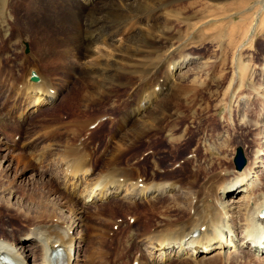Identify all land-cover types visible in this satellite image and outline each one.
Listing matches in <instances>:
<instances>
[{
    "label": "bare ground",
    "instance_id": "bare-ground-1",
    "mask_svg": "<svg viewBox=\"0 0 264 264\" xmlns=\"http://www.w3.org/2000/svg\"><path fill=\"white\" fill-rule=\"evenodd\" d=\"M219 2L221 1L188 0L186 5L182 7L186 6L189 8V6H192L193 8V5H198L200 8L212 11L217 9V7H221L217 5ZM17 3L19 4L12 10L13 13H16V20L10 23L11 26H14V31L8 36L2 33L0 41L5 42L8 49L9 47L11 48L10 45L12 43L19 44L27 41L30 44V51L25 56V60L20 67L25 73L21 76V78L25 76L24 81L17 82L15 90L0 81V104L4 105L3 107H6V105L12 107L10 111L6 112L5 117L15 118L20 121V125H17L18 129L14 133V137L17 135L19 141L13 143L12 140L14 139H12L9 142H4V136L1 137V135H4V130L7 126L4 123L6 122L7 124L10 121L7 120V122L4 116L0 117V141H3L5 147L11 149L12 152H9V154H14L12 159L0 153L2 157L0 168L9 171L14 162L28 165L30 163L29 156L30 158L31 156L34 158L37 156L39 160H46V164L49 165L52 174L56 176L53 180L61 179L59 187L61 186L64 190L66 188L69 193L58 194L62 202H59L58 199L54 203L49 202L51 205L48 203L49 196L46 197L42 205L39 202L41 207L33 209L32 214V202L29 201L30 203L28 204H22L23 207L21 205L15 207L14 202L9 201L10 198L17 199L14 190H0V206L4 208L3 210L8 215L12 216L10 211L14 210V214L21 213L22 217L31 214L30 225L33 227L27 232L34 237L29 255L25 253L24 246L14 241L10 235L4 238L5 240H0V264H73V252L78 253L79 243L86 234L84 221L87 218V207L82 205L84 199L80 200L78 198L83 195L84 198L89 197L93 201L103 200V198H107V191L113 189L117 192L120 186L124 184L126 191L129 190L130 193H133L132 197L115 201L126 206L127 210H131L138 205H142L135 199L140 197L139 194H145L148 189V193L153 191L150 190L151 188L159 190L160 187L161 189H166L169 186L165 184V179L156 176L152 168L148 170L144 167L142 169L137 164L136 168L128 169L126 166L119 167L118 163L122 160L123 153L134 143L139 142L142 136H148L151 129L155 131V127L158 125L159 128L162 121L168 122L172 120L173 113H178L175 100L178 93L184 91L185 87L177 78H171L170 67L176 65L177 68H182L189 62L191 54L182 51L186 45L184 41L187 37L174 46L173 44L181 39V31L174 29L172 24L167 21L166 23L159 21L158 15L161 13L159 9L161 10L166 5L160 4L162 2H158V6H155L156 2L154 0H19ZM246 3L245 0H239L236 8L242 10L245 8ZM26 6L30 7L29 10L26 9ZM9 7H13L12 4ZM255 7L264 9V0H254L252 4L247 6V8L251 9ZM31 8L34 11L38 10V13L33 16L25 14L26 12H31ZM223 8V13L229 9L228 6ZM243 18H246L245 14L242 16ZM210 22L212 20L206 23ZM261 22H264V16ZM226 24L232 23L228 21ZM186 26L191 27V24L187 22ZM193 29L191 30L193 31ZM172 45L174 48L170 50V47H173ZM174 50L178 52V57H175V60L171 58ZM31 51L32 54H30ZM2 52L7 53L5 51ZM3 53L0 56L4 55ZM34 55L37 60H34ZM152 56L157 57V60L152 58L154 59L153 61L148 58ZM167 65L169 70L162 78V83H160L159 77H163L161 73L164 72L166 68L164 70L163 68L167 67ZM117 70L128 74L129 77H126L128 85L133 87V91H135V94L133 92L134 97H130L128 100L127 109L120 114V128L125 126L123 124H129L130 122L131 127L130 125L128 126L130 128L127 133L120 130L116 134L114 148L111 150L105 149L106 154H104L101 161H91L92 152L88 148L89 145H87V136L83 134L87 130L86 128L102 115H99L98 119L95 118L96 120L87 119L84 121L83 127L81 126L83 128L82 132L78 128L80 126L79 123L74 121L72 127L70 126V131H72L73 135H79L78 141L74 145L65 146L62 153L54 145L52 146L53 148H50L51 145L49 147L42 145L44 148L41 152L35 153L33 151V147L42 142V139L38 138L39 140L36 142H30V140L25 139V131L30 126L27 119L41 105L50 103L53 99L56 100L60 93L67 88V82H70L68 79L71 78V74H79L81 79L85 81L83 86L91 94L92 91L104 86L103 80L105 81L106 77L109 79V76H106L108 73ZM32 71L37 75V81H33L30 78ZM132 71H140L143 76H140L141 79L131 78ZM51 72L58 74L65 83L59 82L58 78L60 77L55 78L51 75ZM183 73L184 71L181 72V74ZM153 81L155 82L151 86ZM18 86H20V90ZM36 90L42 91H37L38 95H36L34 93ZM9 96L12 99L10 104L7 102ZM156 98H160L157 104L154 102ZM261 113H264V108ZM132 114L134 120L130 118ZM137 119L139 120L137 121ZM8 124L10 125V123ZM20 145L22 148H19ZM260 158L262 159V157ZM153 166L156 168L159 163H155ZM256 167H259V165H256ZM93 169L97 170L96 177L83 185L81 189L79 188L75 198L72 197L73 195L70 196L71 190L74 194L77 191L80 175H86ZM254 169L247 163L242 171L235 172L236 175L233 176L235 178L228 183L231 186L223 189L220 195L214 193L213 198L215 201L207 203L208 197L203 196V194L199 195L197 189L199 181L208 177L207 181L205 180L204 188H206V185L210 183L215 184V179L217 182L222 178L209 177L213 170L211 162L201 163V165L199 163L196 170L189 171L180 181V187L185 190L187 196L173 195L171 197L172 201H175L179 206L175 207L177 211L175 216L149 224L134 234L136 238L141 237L142 241L140 243L133 241L132 246L136 251L132 254L129 264H167L169 262L167 260L172 257L174 261L172 259L170 263L175 264H215V259L203 260L204 258L201 259L198 254L217 242L221 245L226 236L233 241L235 240L234 242L239 245L247 241L251 243L250 247H246L248 250L243 251L246 256L254 257L262 252L264 250L262 248V244H264V214H260V211L264 208V201H259L260 196L257 197L254 193L253 187L256 184L255 179H252V173L256 172ZM219 170H226V168H220ZM172 174L166 173L165 176L171 177ZM230 174L233 175L234 172L227 175ZM49 178L46 184L51 181ZM239 178L244 183L248 182L246 183L248 189L245 192L246 194L243 193L241 199L236 202L231 197H228V193L231 191L234 181L236 179L238 181ZM51 183L53 184L52 181ZM173 183L177 184L178 181H170V185H173ZM220 187H222V183L215 187V191L217 192ZM48 190L52 194L59 191L56 187H49ZM170 191L169 189L168 192ZM240 201L242 203H239ZM56 203L60 210L61 208L66 209V211L72 210L70 216V218H73L72 222H70L69 218V221L66 220V216L63 218L61 215H56V208L58 207L55 206L53 208V204ZM236 203L237 205L239 204V209L235 212L236 217L239 219L238 222L234 221L232 214L236 208ZM153 204L148 203L147 207H153ZM79 205L81 206L78 208V213L77 210L74 213V210ZM102 207L98 208L101 209ZM228 213H231L229 214L231 217L226 220V214ZM41 217H45V219L51 217L52 220H47L46 222L33 220ZM53 217L57 219L54 220ZM132 217L134 218L133 221L129 219L128 222L135 221V217ZM10 219H14V217ZM5 220L1 217L0 223H8L7 219ZM72 223L75 224L73 228L79 230L78 233L81 234H78V239L70 234ZM176 234L180 235L175 236ZM256 240H260L259 243L252 245ZM125 242L126 240L116 245L114 253L117 257L116 263L115 261L112 262V260L107 262L109 261L107 257L111 253L108 251L102 252V247H105L102 236L101 241H99V249L94 250L90 254L91 258L88 263L82 264H100L101 259L104 260L102 264H124L126 262L125 260L123 261L125 255L122 256V254L123 248L127 246ZM57 248H60L58 252ZM53 252L56 253L55 256L51 255ZM30 257L33 258L31 263ZM261 258L262 262L264 254ZM151 259L152 262L150 261Z\"/></svg>",
    "mask_w": 264,
    "mask_h": 264
},
{
    "label": "rangeland",
    "instance_id": "rangeland-1",
    "mask_svg": "<svg viewBox=\"0 0 264 264\" xmlns=\"http://www.w3.org/2000/svg\"><path fill=\"white\" fill-rule=\"evenodd\" d=\"M187 1L154 0L156 2L155 6H158L160 2H162L160 3L162 5L166 4L161 10L159 9V12H161L158 15L159 21L162 23L167 21L172 24L174 29L181 31V39L173 45H177V43L187 37L184 41L186 45L182 51L191 54L189 62L182 68H177L176 65L170 67L171 78H177L185 87L184 91L178 93L175 100L178 113L172 114V120L168 122L162 121L163 124L161 123L159 128L157 125L154 129L155 131L151 129L148 136H142L139 142L134 143L123 153L122 160L118 163L119 167L126 166L128 169L136 168L137 164L142 169L144 167L148 170L152 168L156 176L165 179V184L169 186L166 189H161L160 187L159 190L151 188L150 190L153 191L148 193V189L145 194H139L140 197L135 199L140 204H145V206L138 205L131 210H127L126 206L115 201L132 197L133 193H130L129 190L126 191L124 184L120 186L117 192L113 189L107 191V198H103V200L93 201L89 197L84 198L83 195L78 198L80 200L84 199L82 205L87 207V209L85 208L87 210V218L84 221L86 234L84 239H82L83 242L79 243L78 253L73 252V264L88 263L91 258L90 254L94 250L99 249V241H101L102 236L105 242V247L101 249L102 252L108 251L111 253L107 257L109 260L107 262L112 260V262L115 261L116 263L117 257L114 255L116 245L126 240L125 244L127 246L123 248L122 256L125 255L123 261L125 260L126 262L124 264H129L132 254L136 251L132 246L133 241L137 243L142 241L141 237L136 238L134 234L149 224L175 216V213H177L176 208L179 206L175 201H172L171 197L173 195L187 196L185 190L180 187V181L189 171L196 170L199 163L201 165V163L211 162L213 170L209 177L222 178L217 181L222 183V187L217 192L215 187L219 183L216 182V179L215 184L210 183L206 185V188L204 186L208 177L199 181L197 186L199 195L203 194V196L208 197L207 203L215 201L213 198L214 193L220 195L223 189L230 187L231 185L228 183L235 178L233 177L236 175L235 172L242 171L247 163L250 167H254L256 171L252 173V179H255L256 183L253 187L254 193L257 197L260 196L259 201H264V113H261L264 108V22H261L264 16V9H258V7L247 8L254 0H245L247 3L242 10L236 8L239 0H220L221 2L217 5L221 7H217V9L212 11L200 8L198 5H193V8L196 9H193L192 6H189V8L186 6V8L182 7L186 5ZM17 2L19 0H0V39L2 33L8 36L14 31V26H11L10 23L16 20V13H13L12 10L19 4ZM10 4L13 7H9ZM29 6H26V9L29 10ZM224 6H228L229 9L223 13ZM30 11L25 14L33 16L38 13V10L34 11L32 8ZM244 14L246 18L242 19ZM210 20L212 22L206 23ZM228 21L232 24H226ZM187 22L191 24V27L186 26ZM10 46L11 48L9 47L8 49L5 42L0 41V54L3 53L2 51L7 52L0 56V81L15 90L16 83L25 79V76L21 78L22 74L25 73L20 67L25 60V56L30 51V44L25 41L19 44L12 43ZM174 46L170 47V50ZM30 54H32V51ZM177 54V50H174L171 58L175 60L178 57ZM33 58L37 60L35 55ZM148 58L154 61L157 57ZM147 61L149 62V60ZM199 65L201 68H199ZM167 67L163 68V70L166 68V71L164 70L161 73L163 77H159L160 83H162V78L169 70V67ZM183 71L184 73L181 74ZM108 74L106 76H109V79L106 77L105 81L103 80L104 86L92 91L91 94L83 86L85 81L81 79L80 75L71 74V78L68 79L70 82H67V88L60 93L56 100L53 99L52 103L41 105L38 110L30 115L27 119L30 126L25 131V139L30 140V142H36L39 140L38 138L42 139V142L33 147L35 153L41 152L44 147H49L50 145V148H53L52 146L54 145L62 153L65 146L74 145L78 141L79 135H73L72 131H70V126L72 127L74 121L79 123L80 126L78 128L82 132L84 121L95 118L99 119H95L96 121L91 123L83 134L87 136V145H89L88 148L92 152L91 161H101L104 154H106L105 149L111 150L114 148L116 134L120 130L127 133L131 127L130 122L129 124H123L125 126L120 128V114L127 109L128 100L130 97H134L135 91H133V87L128 85L127 78L129 76L127 73L117 70ZM51 75L55 78L60 77L54 72H51ZM140 76H143L140 71H135L130 75L131 78L136 77L138 79ZM58 80L61 83H65L61 77ZM154 82L151 83V86ZM19 88L20 86H18ZM37 91L40 92L42 90L34 91L36 95H38ZM41 97L43 98V96ZM11 100L9 96L7 102L10 104ZM159 100L160 98H156L154 100L155 104ZM3 106L0 104V117H5L6 112L12 108L9 105ZM99 115L102 116L98 117ZM130 118L134 120L133 114ZM6 121L10 125L6 124V122L4 123L7 126L4 130V135H1V137L4 136L3 141L9 142L14 139L12 140L13 143H16L15 141L18 142V137L17 135L14 137V133L18 129L17 125H20V121L15 118H6ZM129 125L130 127H128ZM3 141H0L1 155L13 159L14 154H9L12 151L4 146ZM238 146L242 148L246 158V163L241 170H237L233 164V157ZM19 148H22L21 145ZM32 157L30 158L29 156L30 163L28 165L25 164L26 166L23 163L16 164L14 162L9 171L0 168V190H14L17 199L10 198L9 201H13L15 207L32 202L31 213L33 214V209L41 207L46 197L49 196L48 203H54L58 199L59 202H62L58 194H67L69 191L66 188L64 190L61 186L59 187L61 179H58L59 181L53 180L56 176L52 174L49 165L46 164V160H39L37 156L35 158ZM1 159L2 157L0 156ZM155 163H159L156 168L153 166ZM256 165H259V167H256ZM220 168H226V170H219ZM231 172H234V174L227 175ZM166 173L173 174L168 177L165 176ZM96 175L97 170L95 169L90 170L86 175H80L77 191L74 194L71 190L69 195H73L72 197L75 198L79 188L81 189L83 185L93 180ZM48 178L53 184L51 181L49 182L50 184H46ZM174 180L178 181V183L170 185V181ZM236 180L228 193V197L237 202L241 199L243 193L247 191L246 183L248 182H242L241 178L238 181ZM54 186L59 191L52 194L48 189L49 187L55 188ZM169 189L171 190L170 192H168ZM255 195L254 197H256ZM148 203H154L153 207H147ZM239 203H242V201ZM238 205L236 203V208L232 212L234 221L237 222L239 219L236 217L235 212L239 209ZM53 206V208L55 206L58 207V204H53ZM80 206H77L74 213L76 210L78 213ZM97 206L103 207L100 209ZM58 208H56V215H61L63 218L66 216V220L69 221L70 219V222L73 221V218H70L71 209L66 211V209L61 208V211L60 207ZM146 208L149 209L147 210ZM3 209L0 206V218L2 217L4 221L7 219L9 224L6 222V224L0 223V240H5L4 238L10 235L14 241L24 246L25 253L29 255L32 249L31 243L34 241V237L27 232L33 227L30 225L31 214L22 217L21 213L14 214V210L10 211L12 215L10 216ZM229 214L231 213L226 214V220L230 219L231 216ZM132 216L135 217V221L128 222L129 219L133 221L134 218ZM8 217L11 220L10 222ZM11 217H14V219H10ZM53 219L57 218L53 217ZM33 220L46 222L47 220H52V218L48 217L45 219V217H41ZM73 227H75L74 223H72ZM72 228L70 234L78 239L79 235H81L78 233L79 230ZM177 235L180 234L175 236ZM234 241L226 236L221 245L218 242L210 245L211 247L209 246L206 250H202L198 256L201 259L204 258L203 260L215 259V264H264V260L262 261L263 263L261 262L264 250L254 257L246 256L243 251H246V247H250L251 243L247 241L239 245ZM259 241H254L252 245L259 243ZM171 260L174 261V258L167 260L169 261L167 264H175L170 263ZM32 261L33 258L30 257V263ZM103 261L101 259L100 264ZM150 261L152 262V259Z\"/></svg>",
    "mask_w": 264,
    "mask_h": 264
},
{
    "label": "water",
    "instance_id": "water-1",
    "mask_svg": "<svg viewBox=\"0 0 264 264\" xmlns=\"http://www.w3.org/2000/svg\"><path fill=\"white\" fill-rule=\"evenodd\" d=\"M246 163L243 150L240 146L236 148L235 155L233 157V164L237 170H241Z\"/></svg>",
    "mask_w": 264,
    "mask_h": 264
}]
</instances>
